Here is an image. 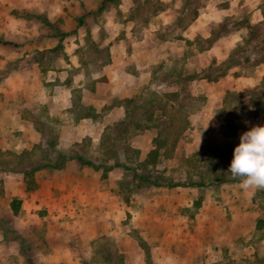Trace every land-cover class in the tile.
Masks as SVG:
<instances>
[{
  "label": "rangeland",
  "instance_id": "obj_1",
  "mask_svg": "<svg viewBox=\"0 0 264 264\" xmlns=\"http://www.w3.org/2000/svg\"><path fill=\"white\" fill-rule=\"evenodd\" d=\"M131 35L150 59L124 75ZM84 106L97 117L70 124ZM255 125L264 0H0V264H264V189L228 173Z\"/></svg>",
  "mask_w": 264,
  "mask_h": 264
},
{
  "label": "trees",
  "instance_id": "obj_2",
  "mask_svg": "<svg viewBox=\"0 0 264 264\" xmlns=\"http://www.w3.org/2000/svg\"><path fill=\"white\" fill-rule=\"evenodd\" d=\"M60 35H64V34H60ZM186 43H190V42L189 41H186ZM56 49H58V47ZM228 62L227 63L225 62L224 66L222 65V68L227 69L228 67H230L232 64L235 63V62H229V63ZM217 69H219V67ZM194 77L195 76L185 75V76H182L180 78V81H179V83L181 85V89L180 90L186 96L185 98L187 99V101H188L189 104H191L193 102L201 101V99H202V96H191V95H189L188 92H187V90H186V88H185V85L188 84ZM180 90H177V91H173V92L168 93L167 94V100L166 101L167 102H171V103L177 102L178 103L177 105L183 108L184 105L179 100ZM166 101L161 102V103L159 102L155 106V108H157L158 111L159 110L161 111V113L159 114V116H161V115L164 116L165 114H167V110H166L167 109V104H166L167 102ZM122 102L125 104V107L127 108L128 105L131 102H133V99H129V100L126 99V100H123ZM154 112H155L154 109H151V110L147 111L146 119H147V121L150 122V124H146L145 125V127L147 129H149V128H156L159 131L156 134V136L154 137V139L152 140L153 149L148 154V158H149V160L152 163H154L156 161V158L159 155V149H161L166 144V140H164L165 138L164 139L161 138V135H160V134H163L165 132V129L166 128L165 127H162V125L158 126V125H156V124H154L152 122L155 119V117L153 116L154 115ZM96 117H97V115L95 114V112H94V110L92 108L85 107L84 106L82 108V113L78 114V116H76L75 120L78 121V120L83 119V118L95 119ZM120 123H124V122L121 121ZM170 126H172V127H170L171 130L169 132H171V131L172 132H177L176 129H175L174 124H171ZM182 128H184V126ZM76 161L78 163L82 164V165L93 166V164L91 162L85 161V160H83L82 158H79V157L76 158ZM62 167H63V165H60V166H58L56 168H62ZM37 169H39V167L34 168L30 172H26L25 174L27 176H29L31 174V172L36 171ZM159 179H161V178H159ZM159 179H157V180H155V179L150 180L149 178H143V180L145 182H147L149 185H152V186H155V187L156 186L157 187L158 186H166V187L171 188V187H178V186H185V185L198 187V186H203L204 185L202 182H191V181L188 182V183L173 182V181L163 182V181H159ZM215 180H216L217 183H221V182H225L226 181V179L220 178V175H217L215 177ZM229 181L239 182V181H241V179L240 178H233L232 180H229ZM20 203H21L20 200H15V199L10 202V208H11V210H12V212L14 214H17L19 212ZM16 239H17V241L20 242V240L18 238H16ZM145 261H146L147 264H151L150 255H149V252L147 250H145Z\"/></svg>",
  "mask_w": 264,
  "mask_h": 264
},
{
  "label": "clouds",
  "instance_id": "obj_3",
  "mask_svg": "<svg viewBox=\"0 0 264 264\" xmlns=\"http://www.w3.org/2000/svg\"><path fill=\"white\" fill-rule=\"evenodd\" d=\"M228 173L241 179L245 191L264 189V125L252 126L240 135Z\"/></svg>",
  "mask_w": 264,
  "mask_h": 264
},
{
  "label": "crops",
  "instance_id": "obj_4",
  "mask_svg": "<svg viewBox=\"0 0 264 264\" xmlns=\"http://www.w3.org/2000/svg\"><path fill=\"white\" fill-rule=\"evenodd\" d=\"M130 6L128 5L126 7V10L129 8ZM132 25V24H131ZM146 30V29H145ZM148 30V29H147ZM155 42H159V41H156L155 39H153ZM129 42L126 41V46H122L121 44H119L117 47H115V51L114 53L112 54V61L114 60L115 56H121V54L124 55V58H123V69L119 67V69L123 72L124 75H127V66L126 65H131L130 66V70H133V72L135 74H141L140 72L143 71V69H147L145 68L146 66L144 65L146 61H148L150 58L148 55V51H147V45L148 44H145V45H142L139 41V39L133 35H131L129 37ZM234 44H237L236 42ZM135 46V49L131 50V47ZM127 49V50H126ZM117 50H119V52H117ZM135 55L137 57L140 56V60L139 63L141 64H138V62H136L137 64L136 65V68L134 67V58H135ZM113 63H116L115 61H113ZM133 65V66H132ZM139 69H142V70H139ZM139 70V71H138ZM148 74V73H147ZM140 78V77H139ZM72 119V118H71ZM70 121V124H74V123H77L78 121L76 120H69Z\"/></svg>",
  "mask_w": 264,
  "mask_h": 264
}]
</instances>
